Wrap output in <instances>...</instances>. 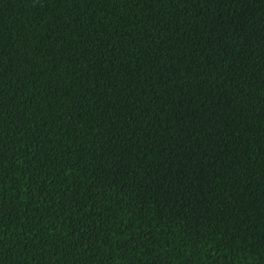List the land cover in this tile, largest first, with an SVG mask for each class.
Listing matches in <instances>:
<instances>
[{
    "label": "trees",
    "instance_id": "16d2710c",
    "mask_svg": "<svg viewBox=\"0 0 264 264\" xmlns=\"http://www.w3.org/2000/svg\"><path fill=\"white\" fill-rule=\"evenodd\" d=\"M0 264H264V0H0Z\"/></svg>",
    "mask_w": 264,
    "mask_h": 264
}]
</instances>
